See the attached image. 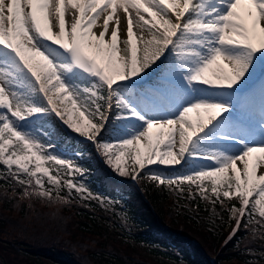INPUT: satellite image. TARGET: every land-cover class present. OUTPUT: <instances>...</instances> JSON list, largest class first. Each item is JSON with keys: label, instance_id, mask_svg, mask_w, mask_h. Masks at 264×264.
I'll return each instance as SVG.
<instances>
[{"label": "snow or ice", "instance_id": "obj_1", "mask_svg": "<svg viewBox=\"0 0 264 264\" xmlns=\"http://www.w3.org/2000/svg\"><path fill=\"white\" fill-rule=\"evenodd\" d=\"M65 129L120 177L219 205L228 239L264 221V0H0V179L111 203Z\"/></svg>", "mask_w": 264, "mask_h": 264}, {"label": "trees", "instance_id": "obj_2", "mask_svg": "<svg viewBox=\"0 0 264 264\" xmlns=\"http://www.w3.org/2000/svg\"><path fill=\"white\" fill-rule=\"evenodd\" d=\"M65 141L69 152L73 147L85 150L84 158L78 163L87 170L88 187L93 194L127 204L131 211L127 217L130 223L126 226L125 219L116 212H110L109 216L104 214L107 212L105 203L103 206L100 200L81 199L75 191L69 197L67 189H61L60 195L66 198L63 201L56 197L55 191L51 197H26L23 186L11 179H0V246L16 264H159L161 258H172L165 264L179 261L183 264H227L232 260H239L242 264H264V255L256 262L246 259V249L252 245V242L247 243V239L253 241L250 236L252 231L256 235L253 246L256 250H264V221L242 227L219 254L211 256L197 239L173 231L165 221V211L171 209L167 202L172 196L167 186L158 188L149 178L142 184L113 179L89 142L72 137L66 129L60 143ZM3 172L0 166V173ZM45 187L50 186L46 184ZM54 197L58 201L51 199ZM172 199H176V205L186 204L181 198ZM48 202L55 203L54 209ZM189 204L209 215L210 204L204 206L203 200L197 198ZM179 213L186 221L188 218L192 220L191 213L195 215L188 206H183ZM177 215L174 216L177 218ZM257 219H260L258 215ZM224 226L214 236V240L219 241L217 247L230 233L229 229L225 231ZM79 234L90 236L92 241L100 239V247L90 248L87 243L78 241L76 236ZM235 239L239 240L240 247ZM114 244L137 249L122 256ZM139 247L145 254L140 252ZM82 249L89 250V257L86 258L88 254L84 251L81 253Z\"/></svg>", "mask_w": 264, "mask_h": 264}, {"label": "rangeland", "instance_id": "obj_3", "mask_svg": "<svg viewBox=\"0 0 264 264\" xmlns=\"http://www.w3.org/2000/svg\"><path fill=\"white\" fill-rule=\"evenodd\" d=\"M134 42H136V41H134ZM192 115H193V118H195V113H193ZM100 158L102 159V157H100ZM125 159L127 160V157H125ZM44 166L52 168L51 164L45 163ZM153 168L156 171L165 172V170L163 168H156V166H153ZM182 168H183L182 166H178V171H180V169H182ZM106 170H107V173L110 175V177H112L113 179H120L123 181L130 180L132 182L137 181V182H139V184L144 183V181L147 182V179H148V177L146 175L142 174L141 178H139L137 180H132V179L127 178V177H120L118 174L113 172V170L111 168H109L108 166L106 167ZM52 174L55 175V170L52 171ZM165 174L166 175L167 174H177V172L167 171ZM63 179H65V177H62L61 180H63ZM152 182H154L156 187L162 188V186L159 185V182H157V181H152ZM49 186L51 187V185H49ZM169 190H170L172 196H171V199L168 200L167 205L171 206V209L165 211V218H166L165 221L168 222L169 225H171L173 231L180 232V233H183L187 236H191V237L197 239L202 244L203 249L208 254H210L211 256H216L217 254H219L218 252H221L222 248L225 246V244L227 242H229L228 237L231 235L232 227H234V222L230 219L228 213L226 211H224L223 209H221L219 207V205H217L215 208H213V206L210 204V202L203 200L205 203L204 206L210 204V211L208 213L209 215H206V214H204L203 210L194 209V206H191L189 204L193 200L187 196V189H185V194L183 196L179 195L178 192H174L171 189H169ZM175 197L181 198V200H184L186 204H184V203L179 204L178 203V205H176V202H175L176 199H172ZM51 199L55 200L56 197L51 198ZM104 200L109 201V199H104ZM55 201H58V200H55ZM48 204H49L51 209H54V207H55L54 202H48ZM101 204H103V206H104V203H101ZM182 204H184V205H182ZM183 206H188V209L190 210V212H191V210H194L195 215H193L192 213L190 214V217H192L193 221L190 218H188V221L183 220L184 219L183 216L181 215V213H179V210H181ZM225 207H227V204L225 205ZM104 208H105V210H107V212H104V214L108 215V214H110V212H116L119 214V216H121L125 219L124 223L126 226H128V224L130 223V222H128L127 217L130 216L131 211L128 210L127 204H120V203L112 200L111 203L105 202ZM93 210H96V209H93ZM197 211H198V213H197ZM177 213H178V215L176 218L174 215H176ZM195 218H197V220H195ZM224 224H225V226H224ZM250 225H252V224H250ZM223 226H224L225 231H227L229 229L228 232H230V233L225 239H223V241L217 247L219 241L214 240V236H215V234H219L221 232ZM243 228H246V227H243ZM255 228H259V227H253V229H255ZM250 236H251V238H253V241H254V237H256V235L253 231L251 232ZM76 238H78V241H80V242L87 243L90 246V248H97L98 249L101 245L100 239H97L96 241H92V238L90 236H84L83 234H79L78 236H76ZM235 240H236L235 243L238 245V247H240L239 240H237V239H235ZM253 241L250 240L249 238L247 239V243L252 242V245H249V248L247 247V249H246V252H247L246 259L253 261V262H256L257 260H259V258H262V255H264V250L263 251L262 250H256V248L253 246ZM114 245H115L114 247H116L120 251V254L122 256L128 255V253H132V251H135L134 249H137L134 246H124V245H119V244L118 245L114 244ZM138 249L140 250V252L145 254V252L142 248L139 247ZM83 251L86 254H88L86 256V258L89 257V250L88 249H82L81 253H83ZM6 253L7 252L4 251V249H2L0 246V264H16V262L12 259L11 255L6 254ZM140 256L142 257L143 255L141 254ZM170 259H172V258H169L166 260H163L161 258V259H159V264H162L163 262H164V264L168 263L169 261H171ZM154 262H157V261L154 260ZM154 264H156V263H154ZM174 264H183V263H181L179 261V262L174 263ZM227 264H242V262L239 260H232L230 263H227Z\"/></svg>", "mask_w": 264, "mask_h": 264}, {"label": "bare ground", "instance_id": "obj_4", "mask_svg": "<svg viewBox=\"0 0 264 264\" xmlns=\"http://www.w3.org/2000/svg\"><path fill=\"white\" fill-rule=\"evenodd\" d=\"M134 41H135V37H134Z\"/></svg>", "mask_w": 264, "mask_h": 264}]
</instances>
